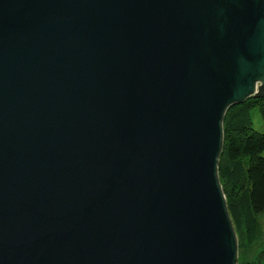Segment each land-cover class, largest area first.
I'll return each mask as SVG.
<instances>
[{"label":"water","instance_id":"obj_1","mask_svg":"<svg viewBox=\"0 0 264 264\" xmlns=\"http://www.w3.org/2000/svg\"><path fill=\"white\" fill-rule=\"evenodd\" d=\"M264 96V0H0V264H237L223 122Z\"/></svg>","mask_w":264,"mask_h":264},{"label":"trees","instance_id":"obj_2","mask_svg":"<svg viewBox=\"0 0 264 264\" xmlns=\"http://www.w3.org/2000/svg\"><path fill=\"white\" fill-rule=\"evenodd\" d=\"M264 117V96L233 105L223 122L224 143L219 178L239 247L249 249L262 238L264 217V132L253 128L251 110Z\"/></svg>","mask_w":264,"mask_h":264},{"label":"rangeland","instance_id":"obj_3","mask_svg":"<svg viewBox=\"0 0 264 264\" xmlns=\"http://www.w3.org/2000/svg\"><path fill=\"white\" fill-rule=\"evenodd\" d=\"M251 119L253 128L259 132H264V117L259 107H255L251 110ZM237 264H264V217L262 220L261 240L255 246L249 249H245L242 246L239 247L238 243Z\"/></svg>","mask_w":264,"mask_h":264}]
</instances>
